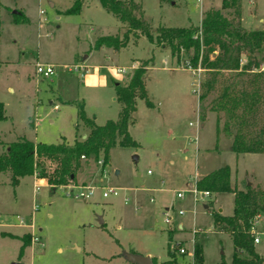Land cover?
Returning <instances> with one entry per match:
<instances>
[{
	"label": "rangeland",
	"instance_id": "obj_1",
	"mask_svg": "<svg viewBox=\"0 0 264 264\" xmlns=\"http://www.w3.org/2000/svg\"><path fill=\"white\" fill-rule=\"evenodd\" d=\"M76 1L0 0V104L5 113L0 120L1 151L23 137L46 145H71L77 135L84 138L88 133L78 119L80 105L97 125L118 120L122 105L115 100L116 84L128 85L145 63L146 90L155 107L137 100L136 122L130 127L137 147L116 146L105 168L99 163L103 154L98 161L83 160L84 168L67 186L93 188L90 199L68 197L65 186L54 194L50 186L36 193L31 176L13 187L9 172L0 175V264H130L133 252L149 253L155 264H162L169 260L170 233L171 250H186L185 255L175 252L177 263L193 264L196 242L204 264H230L233 239L215 230L212 213L221 210L223 216H232L234 195L195 198V187L189 189L188 184L195 183L197 174L230 166L237 172L232 185L245 189L250 183L264 189V154L236 159L231 139L223 136L219 151L212 150L216 115L209 112L207 121L199 120L198 96L207 71L191 68L192 51L173 56L169 48L140 33L131 34L119 51L95 50L99 37L123 38L126 26L101 0H79L81 11L65 14ZM134 1L154 37L160 27H198L209 10L228 12L222 10L223 0ZM242 19L246 30H264V0H242ZM135 62L137 68L117 72ZM37 64L54 65L55 75H37ZM75 65L87 67L89 82L69 71ZM208 149L212 151L206 155ZM110 188L119 196L104 198ZM178 193L184 198L178 199ZM166 208H171V224L165 223ZM16 223L22 226L19 230L10 226ZM258 232L264 233V218L259 219ZM259 238L255 250L264 257V234Z\"/></svg>",
	"mask_w": 264,
	"mask_h": 264
},
{
	"label": "trees",
	"instance_id": "obj_2",
	"mask_svg": "<svg viewBox=\"0 0 264 264\" xmlns=\"http://www.w3.org/2000/svg\"><path fill=\"white\" fill-rule=\"evenodd\" d=\"M101 3L126 26L127 31L123 38L119 35L99 37L95 50L106 47L119 51L127 46L131 34L140 33L139 36L146 37L151 43L169 48L173 56L192 51L191 68L202 66L207 71L198 96L199 120L207 121L209 112L216 115L215 148L223 136L231 139L232 151L238 156L264 154V30L249 31L243 27L242 0H223L222 10L228 11L227 15L209 10L200 26L160 27L156 37L144 19L141 5L134 0H101ZM81 9L82 3L78 0L65 14H78ZM19 16L16 15L15 22L20 21ZM147 68L148 63L137 68L127 86L116 85V96L122 105L118 120L97 125L87 115L84 106H79L78 119L88 133L85 139L77 135L72 145H46L35 144L23 137L5 146L4 152L0 141V175L9 172L12 186L17 187L21 179L38 174L48 179L54 194L58 188L75 181L76 174L84 168L83 160L98 161L103 154L102 166L105 168L111 150L116 146L137 147L138 143L129 131L136 122L137 100H144L148 108L154 107L146 90ZM4 114V107L0 104V120L5 118ZM39 159L58 163V166L49 173L40 165ZM231 178V168L225 166L199 178L196 189L210 194L234 195L232 216H223L217 211L212 213L215 230L233 239L234 257L230 264H264V257L256 252L250 232L253 222L264 218V189L248 183L245 189H240L237 183L232 185ZM169 237V260L162 264H179L175 256L179 246L171 250L173 233ZM29 244H23L21 253ZM193 255V264H204L203 249L196 242ZM220 264L227 263L223 260Z\"/></svg>",
	"mask_w": 264,
	"mask_h": 264
},
{
	"label": "built area",
	"instance_id": "obj_3",
	"mask_svg": "<svg viewBox=\"0 0 264 264\" xmlns=\"http://www.w3.org/2000/svg\"><path fill=\"white\" fill-rule=\"evenodd\" d=\"M41 13L44 14V12H42V11H41ZM35 71H36L37 75L43 77L44 79H47V78H50V77L55 75V66L54 65H50V64H45V65L44 64H41V65L37 64ZM69 71L70 72H74V71L79 72L81 77H84L85 74L88 73L86 68L84 66H82V65H75L72 68H69ZM118 72L125 73V70L122 69V70H119ZM38 161L40 162V165L43 168L47 169V171L49 173H52L55 170V168L58 166V163L54 164V162L47 161V160H44V159H39ZM99 163L102 164L103 161H99ZM34 176H35L36 179L40 180L41 182H44L45 185L49 187L47 178H41L38 174H35ZM194 185H195V189H193L192 192L194 193L195 198L198 196V194H201L202 197H209V196L212 195V194H210L209 192H206V191L205 192H198L197 189H196V183ZM42 187H43L42 184L36 185L35 192L38 193ZM64 188L67 191L66 195L68 197L90 199L94 195V189L91 188V187L65 186ZM74 189H79L80 192L75 193ZM118 196H119V191L117 189H115V188H110V189H108V191H106L103 194L104 198L118 197ZM177 198L178 199H183L184 196H183L182 193H178ZM151 202H153V200H151ZM170 214H171V208L166 209L165 212H164V216H165V220H166L165 223L166 224H171L172 223V217H171ZM178 214L180 216H182V215L185 214V212L181 210V211L178 212ZM19 220H21V218H19ZM253 223L254 224H252L250 232L252 233V235L254 237V240H255L254 243L257 244V243L260 242V238H259L260 235L264 234V233L263 232L262 233L258 232L259 219L257 221H254ZM35 241H38V239H35ZM178 253L181 254V255H185L186 254V250L181 247V248H179Z\"/></svg>",
	"mask_w": 264,
	"mask_h": 264
},
{
	"label": "crops",
	"instance_id": "obj_4",
	"mask_svg": "<svg viewBox=\"0 0 264 264\" xmlns=\"http://www.w3.org/2000/svg\"><path fill=\"white\" fill-rule=\"evenodd\" d=\"M53 7H54V6H53ZM40 13H41V11H40ZM15 14H16V12H15ZM121 24H122V23H121ZM122 25H123V24H122ZM123 26H124V25H123ZM104 49H106V48L103 47V48H102L101 50H99V51H102V50H104ZM86 58H87V57H86ZM136 63H137V62L133 63V65L130 66V67H128V68H119V69H117V72H118L119 70H122V69H123V70H125V73H120V72H118V73H119V74H126V73L128 72V70H133L134 68H137V67H136ZM82 66H83V65H82ZM84 67H85V66H84ZM85 68H86V70L88 71L87 67H85ZM81 79L84 80V81H86V82H89V79H90V78H89V76H88V73L85 74L84 77H81ZM116 85H121V84H116ZM126 85H127V84H125V85H123V86H126ZM115 100H117V101L119 102L118 98H116ZM119 103H120V102H119ZM154 107H155V105H154ZM154 107H153V108H154ZM57 108H58V106H55V109H57ZM121 110H122V108H121ZM121 110H120V112H121ZM119 115H120V113H119ZM107 121H108V120H107ZM107 121H106V122H107ZM95 123H96V121H95ZM190 125H191V124H190ZM76 127H77V125H76ZM131 127H132V126H131ZM129 131H130V129H129ZM130 134H131V133H130ZM84 137H86V136H84ZM216 137H217V136H216ZM132 138H133V137H132ZM196 140H197V137H196ZM72 144H73V143H72ZM72 144H71V145H72ZM219 144H220V141H219ZM219 144H218V148L216 149V148H215V146H216V138H215V145H214V148H213L212 150H213V151L215 150V151L218 152V151H219V147H220ZM68 145H69V144H68ZM231 147H232V141H231ZM212 150L208 149L207 152H206L205 154L208 155ZM233 153H234V152H233ZM234 154H235V153H234ZM242 155H244V154H242ZM240 156H241V155H240ZM240 156H238V155L235 154L236 159H238ZM224 167H225V166H224ZM228 167H230V166H228ZM221 168H222V167H221ZM230 168H231V167H230ZM219 169H220V168H219ZM215 170H218V169H215ZM215 170H212V171H210V172H206L205 174H203V175H201V176L197 174V178L195 179V183H196V180H198V178H201V177H203V176H206V175H208L209 173L214 172ZM231 171H232V175H234V174L236 175L237 172H236V171L234 172V170H233L232 168H231ZM31 177H33V178L35 179V182H36V183H35V186H34V191H35V187H36V185H40V184L43 185L42 188H49L48 186L45 185L44 182H41L40 180L36 179L35 176H31ZM23 179H24V178H23ZM21 180H22V179H21ZM195 183H194V184H195ZM194 184H193V183H189V184H188L189 189L194 188V187H195ZM42 188H41V189H42ZM151 200H153V202H154V199H153V198L150 199V202H151ZM153 202H151V203H153ZM166 209H168V208H166ZM166 209H165V210H166ZM206 209H209V207L206 206ZM221 212H222V211L220 210L219 213H221ZM19 218H21V217L18 216V217H17V220H18ZM19 221H20V220H19ZM103 224H104V223H103ZM10 226H13V227H15V228H18V230L22 227L21 225H19V224H17V223H16V224H12V225L10 224ZM117 228L119 229L120 226H117ZM182 228H183V225L180 224V225H179V229H182ZM25 234H26V233H25ZM15 236H17V235H15ZM25 236H26V235H25ZM15 238H16V237H15ZM19 239H20V238H19ZM33 244H34V243H33ZM33 244H32V245H33ZM32 245H30L28 248L32 247ZM133 254H134V255L144 256V257L149 256V257L152 258V260H153V264H154V257H153V255H151V254H149V253H147V254H139V253H137V254H136V253L133 252ZM130 264H131V263H130Z\"/></svg>",
	"mask_w": 264,
	"mask_h": 264
},
{
	"label": "water",
	"instance_id": "obj_5",
	"mask_svg": "<svg viewBox=\"0 0 264 264\" xmlns=\"http://www.w3.org/2000/svg\"><path fill=\"white\" fill-rule=\"evenodd\" d=\"M85 138L86 137H84V139ZM249 185H250V183H249ZM128 260L131 264H153V260L149 256L144 257V256H140V255L131 254L128 257ZM15 264H18V263H15Z\"/></svg>",
	"mask_w": 264,
	"mask_h": 264
}]
</instances>
